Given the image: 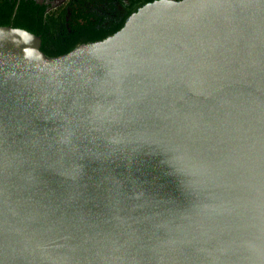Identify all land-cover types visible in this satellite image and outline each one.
Wrapping results in <instances>:
<instances>
[{
	"label": "water",
	"instance_id": "1",
	"mask_svg": "<svg viewBox=\"0 0 264 264\" xmlns=\"http://www.w3.org/2000/svg\"><path fill=\"white\" fill-rule=\"evenodd\" d=\"M41 47L0 25V264H264V0Z\"/></svg>",
	"mask_w": 264,
	"mask_h": 264
},
{
	"label": "flooded vegetation",
	"instance_id": "2",
	"mask_svg": "<svg viewBox=\"0 0 264 264\" xmlns=\"http://www.w3.org/2000/svg\"><path fill=\"white\" fill-rule=\"evenodd\" d=\"M51 16L54 27L53 39L60 46L76 45L92 41L100 33L93 29H108L114 20H120L129 7L142 6V0H28ZM80 25V26H79ZM79 27V29H78ZM75 31L77 34H75ZM78 31V32H77ZM76 47V46H75ZM55 48H57L55 46Z\"/></svg>",
	"mask_w": 264,
	"mask_h": 264
},
{
	"label": "trees",
	"instance_id": "3",
	"mask_svg": "<svg viewBox=\"0 0 264 264\" xmlns=\"http://www.w3.org/2000/svg\"><path fill=\"white\" fill-rule=\"evenodd\" d=\"M148 1L152 0H142V5ZM137 9L138 7H129L127 13L120 20H114L113 24L108 29L99 30L94 27L93 29L99 31L100 34L92 38V41L103 39L119 30L123 26L126 18ZM50 18L51 16L46 13L45 9L39 11L37 5L33 3V5L30 6L28 0H0V25L25 28L41 36V49L49 56L65 54L77 46L76 43L78 40L75 39L74 42L63 47H59L58 44H53L54 42L56 43V40L53 39V34L57 22H52ZM75 34H77L76 31ZM55 46L57 48H55Z\"/></svg>",
	"mask_w": 264,
	"mask_h": 264
}]
</instances>
